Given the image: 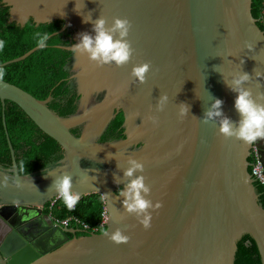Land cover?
I'll return each instance as SVG.
<instances>
[{
  "label": "water",
  "instance_id": "water-1",
  "mask_svg": "<svg viewBox=\"0 0 264 264\" xmlns=\"http://www.w3.org/2000/svg\"><path fill=\"white\" fill-rule=\"evenodd\" d=\"M256 9L259 0H0V264H264V193L250 149L264 172V141L225 138L219 118L203 122L215 98L240 119L224 82L240 70L252 75L245 87L264 93L253 72L264 74ZM89 15L131 21L127 65L70 51L79 33L94 35ZM36 32L51 33L43 49ZM145 61L152 70L141 84L130 73ZM161 93L169 99L158 112ZM181 102L190 105L182 119ZM129 157L143 162L150 198L162 202L148 229L119 196ZM65 172L81 196L100 195L101 227L123 230L127 244L40 214Z\"/></svg>",
  "mask_w": 264,
  "mask_h": 264
},
{
  "label": "clouds",
  "instance_id": "clouds-1",
  "mask_svg": "<svg viewBox=\"0 0 264 264\" xmlns=\"http://www.w3.org/2000/svg\"><path fill=\"white\" fill-rule=\"evenodd\" d=\"M74 11L77 14L75 4ZM65 15L64 13L62 16ZM85 23L91 22L93 34L89 32H81L78 34V42L71 45L70 51L77 56L86 55L88 59L94 62L97 66L115 64L117 67L127 65L133 58L135 49L132 47L131 41L128 39L130 30L132 28L131 21L127 17H113L112 23L109 25L102 15L93 20L89 15L87 18L83 16ZM51 33L36 32V44L40 49L47 46ZM251 48V45H246ZM5 41L0 39V51H3ZM244 61H241V65ZM214 70L216 66H213ZM152 70L150 62H142L134 64L130 76L134 81L145 83L148 73ZM256 77H264L259 71L253 69ZM222 74V73H221ZM6 70L0 66V81L4 80ZM223 76V74H222ZM224 78V76H223ZM252 80V75L248 72L240 70L232 75L230 80L224 78L227 87L236 93L234 108L239 114L240 119L233 121L223 112V100L215 98L212 104L205 110L203 122L207 124L209 121L219 118V133L225 138H236L242 140L246 144H253L257 141H264V93L253 94L250 87H245ZM259 86V83H258ZM167 93H161L155 108L156 111H163L168 102ZM190 112V105L181 102L179 103V117L182 119ZM155 124L158 122L157 117H150ZM112 153H108V158H111ZM128 167L123 169V176L129 178L124 187L119 191V196H122L124 211L128 214H134L139 220L140 224L148 229L151 227L152 211L158 210L162 207V202L156 201L153 203L150 198L151 187L145 183V176L143 175L144 164L133 157L127 160ZM25 170V162H19L18 171ZM140 173V174H137ZM115 182L118 180L115 178ZM19 186V184L17 185ZM55 193L63 200L66 207L72 211L81 198V193L73 189V179L70 173H63L56 176L50 186ZM108 194H105L107 198ZM150 209L152 211H150ZM107 222V220L105 221ZM101 231L108 239L115 244H127L130 236L124 233L123 230L117 228L109 232L101 227Z\"/></svg>",
  "mask_w": 264,
  "mask_h": 264
},
{
  "label": "trees",
  "instance_id": "trees-1",
  "mask_svg": "<svg viewBox=\"0 0 264 264\" xmlns=\"http://www.w3.org/2000/svg\"><path fill=\"white\" fill-rule=\"evenodd\" d=\"M261 8H262L261 0H259V10L256 9V21ZM259 26L264 31V28L260 24ZM257 188L264 193V186L258 184ZM102 205H103V201L100 195L97 193H90L81 196L80 200L75 206V209L72 211H70L66 207L63 200H57L52 205L50 214L58 219L65 218L68 216L76 217L77 219H79L80 222L87 225L86 231L96 232L97 230L100 229L102 225L100 224V220H101L100 212L102 210Z\"/></svg>",
  "mask_w": 264,
  "mask_h": 264
},
{
  "label": "built area",
  "instance_id": "built-area-1",
  "mask_svg": "<svg viewBox=\"0 0 264 264\" xmlns=\"http://www.w3.org/2000/svg\"><path fill=\"white\" fill-rule=\"evenodd\" d=\"M257 22L264 28V7L260 9L259 16L257 18ZM251 153L253 156V167L251 168V174L253 175L254 178L258 181V184L264 186V172H263V164L262 161L260 160L259 157V152L258 149L255 146H251ZM57 200H62L58 195H55L52 197L48 202H46V209L50 213L52 205L57 201ZM100 224H103L104 218H105V211L102 205V210L100 212ZM51 220L53 221L54 224L56 225H66L67 222H74L77 225H80L82 229L86 230L87 225L83 224L82 222L79 221L76 217L73 216H68L65 218L58 219L54 216H51Z\"/></svg>",
  "mask_w": 264,
  "mask_h": 264
},
{
  "label": "flooded vegetation",
  "instance_id": "flooded-vegetation-1",
  "mask_svg": "<svg viewBox=\"0 0 264 264\" xmlns=\"http://www.w3.org/2000/svg\"><path fill=\"white\" fill-rule=\"evenodd\" d=\"M262 1H263V0H261V4H262ZM45 204H46V203H45ZM43 208H44V210H45V213L40 212V214H41V215H42V214L47 215V216L50 218V220H51V216H52V215L48 212V210H46L45 205H44ZM51 221H52V220H51ZM52 222H53V221H52Z\"/></svg>",
  "mask_w": 264,
  "mask_h": 264
}]
</instances>
